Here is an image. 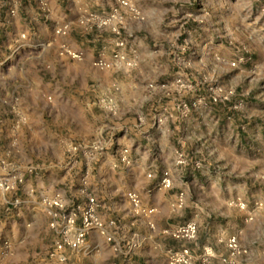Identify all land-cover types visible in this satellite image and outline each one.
<instances>
[{
	"label": "crops",
	"instance_id": "obj_1",
	"mask_svg": "<svg viewBox=\"0 0 264 264\" xmlns=\"http://www.w3.org/2000/svg\"><path fill=\"white\" fill-rule=\"evenodd\" d=\"M49 3L47 12L41 9L39 0H21L20 11L12 14L9 2L0 0V49L6 44H15L14 51L20 52L23 47H31L34 41L43 37L49 41L47 46L50 50V55L42 59L50 68L49 76L39 74L35 68L8 72L0 66V94L21 95L22 101H26V104L22 102L23 109H29V122L25 127L30 132L26 140L31 143L32 152L19 158L9 153L0 154V174L11 171L13 165L26 173V179L17 189L0 193V239L9 238L12 242L11 252L0 256V264H158L160 256H166L168 261L171 248L185 246L192 249L199 264V255L206 245H212L218 255L229 254L227 241L232 236L237 237L241 246L242 252L238 255L241 263L264 264V215L259 214L250 221L248 216L254 214L244 210L232 213L229 202L220 209L215 206L209 211H205L197 202L194 203L195 214L177 222L178 211L173 206L179 204L180 194L183 193L187 207L190 183L182 181L176 189L175 184L166 189L156 188L166 172V167L161 166L156 158L160 150L157 145L161 143L156 113H150L151 116L144 120L134 110L136 100H133L141 94V90L146 89L142 82L146 78L143 63L152 62V56L151 61L145 59L143 54L139 55L133 67H113L112 71L132 75L131 88L117 79L106 81L101 76L99 80L93 79L91 70L95 67L93 61L96 56H87V44L83 38L86 32L73 14H105V11L88 10L86 2L84 5L82 3V7L73 0H49ZM66 22L70 24L69 33L56 34L55 27ZM106 39L99 34V42L97 38L90 40L94 45L99 43L97 58L112 60L117 52L131 57L133 48L137 47L131 41L118 46L117 38ZM62 42L82 50L85 58L74 59L70 55L60 54ZM104 49L111 53L110 58L101 54ZM25 57L24 54L18 59V67H23L22 64L30 58ZM9 58V55L0 54V64ZM116 74L120 75L119 72ZM162 74L160 78L167 80V76L163 77ZM115 82L120 84L122 105L119 115H110L99 104L98 98L104 92L116 95ZM45 93L54 96L53 103H40ZM163 104L167 105V101ZM37 108L46 110V123L40 117L38 120L32 117L33 112L30 111ZM172 108L177 114L176 105ZM146 132L149 134L146 135ZM98 134L106 139V149L93 158L79 152V163L73 171H64L51 160L50 157L62 156L54 146L57 141L86 142ZM155 139L156 143L153 141ZM42 146L44 150H41ZM123 147L128 149L131 162L122 160ZM65 152L62 160L68 161L72 155L68 150ZM42 155L35 161V157ZM196 166L194 169L199 170V166ZM29 167H33V171H29ZM182 176L190 175L183 172ZM132 190L140 194L144 206L156 207L160 211L148 215L136 213L128 195ZM59 192L64 195L66 209L86 203L89 195L95 196L97 213L104 226L119 240L120 251H114L100 229L94 227L87 232L86 246L79 249L66 246L59 250L58 254L64 256V260L58 254L52 256L51 251L55 250V242L61 238V234L50 224L52 216L44 198L54 197ZM17 198L20 200L17 206L8 204L9 200ZM216 218L221 220L219 224L215 222ZM192 220L198 224V235L194 239H177L165 232L167 228ZM215 262L222 263L220 258Z\"/></svg>",
	"mask_w": 264,
	"mask_h": 264
},
{
	"label": "rangeland",
	"instance_id": "obj_2",
	"mask_svg": "<svg viewBox=\"0 0 264 264\" xmlns=\"http://www.w3.org/2000/svg\"><path fill=\"white\" fill-rule=\"evenodd\" d=\"M73 1L81 5L86 2L88 10L105 11L102 16L111 15L117 10L114 22L101 26L78 20L81 15L95 12L73 14L86 32L83 38L87 44V56H96L93 63L98 59L99 43L97 46L90 40L97 38L99 42V34H103L107 41L117 38L118 42L124 40L125 44L127 41L134 46L137 44L133 48V55H126L131 64L124 62L105 68L94 64L91 70L93 79L99 80V76L106 81L117 79L131 88L132 75L112 71L113 67H133L141 54L147 60H151L150 56L153 58L152 62L143 63L146 78L142 82L146 89L133 99L136 100L134 110L144 120L156 113L158 139L161 142L157 145L160 150L156 158L161 166L166 167L164 171L172 175L170 187L175 184L176 189L182 181L190 183L189 206H185L183 193L180 194L179 204L173 206L178 211L177 222L186 216H193L196 211L194 203L197 202L205 211L215 209V206L220 209L229 202L232 213L244 210L254 214L248 216L250 221L259 214L264 215V0H131L130 7L122 5L120 0ZM47 2L43 11L48 12L50 3L49 0ZM114 5L116 7L110 10ZM18 8L16 12L20 11ZM48 44L49 41L41 37L20 52L14 51L15 44H6L1 47L0 54L9 55L10 58L0 66L8 72L35 68L39 74L49 76L50 68L42 62L44 56L50 55ZM64 45L81 52L82 57L74 59L84 57L82 50L65 42L60 44V54L65 52ZM102 52L103 56L110 58L111 53L107 49ZM24 54L25 58H30L22 64L23 67H18L17 61ZM107 61L114 62L115 56ZM118 72L120 75L116 74ZM160 73H163V77L167 76V80H162ZM114 86L116 95L104 92L98 102L106 110L101 100L106 95L113 96L119 111L117 114L108 112L119 115L123 95L119 92L120 84L115 82ZM23 101L22 96L16 93L0 94V154L9 153L18 158L32 154L31 143L26 140L30 132L25 127L29 122V109H23ZM53 101L54 96L45 93L40 103ZM166 101L167 105H164ZM184 103L190 107L187 113L183 110ZM175 105L177 114L172 108ZM45 111L37 108L30 112H33V118L38 120L40 117L46 123L48 116ZM99 139H102L103 147L94 152L91 149L93 154L87 157H96L97 153L106 149L107 141L99 134L86 142ZM66 140L54 143L62 156L68 150V142L73 141ZM153 141L156 143L157 139ZM124 149L127 148L121 149L122 160L131 162L128 149L126 158H123ZM43 156L34 159L37 161ZM62 156L50 158L66 171L65 165L71 159L64 161ZM181 158L187 161L180 163ZM78 163L67 171H73ZM197 164L199 170L194 169ZM183 172L190 176H182ZM160 182L156 188L166 189L160 186ZM57 194L64 197L61 192ZM241 201L249 206L243 209L239 206ZM257 202L263 204L257 206ZM215 222L219 224L221 220L216 218ZM104 238L114 251H120L115 247L118 239L115 242ZM165 257L160 256L158 264H171Z\"/></svg>",
	"mask_w": 264,
	"mask_h": 264
},
{
	"label": "built area",
	"instance_id": "obj_3",
	"mask_svg": "<svg viewBox=\"0 0 264 264\" xmlns=\"http://www.w3.org/2000/svg\"><path fill=\"white\" fill-rule=\"evenodd\" d=\"M10 7V12L12 14L16 13V9L19 7L21 0H7ZM121 4L124 6H131V0H120ZM41 9H45L48 2L47 0H39ZM117 10L111 15L102 16L101 14L90 13L88 15H81L78 20L82 23H95L99 26L105 24H111L115 20ZM94 24V25H95ZM70 29L69 23H62L55 27V31L59 34H67ZM119 46H124L125 41L118 42ZM63 49L68 55L73 58H81L82 54L79 51L72 49L68 45H64ZM115 61H107L106 59L100 57L95 60L94 64L100 68H105L114 64H123L132 62L128 60L126 54L117 52L114 54ZM180 81V79H179ZM101 104L112 114H117L119 111L117 100L111 96L106 95L102 100ZM184 113L190 110L187 103L183 104ZM103 147L102 139L99 141L90 142H80L76 143L74 141L68 142V151L71 153V160L65 165L66 169H72L79 161L78 153L82 152L87 156H92L93 152L99 150ZM91 149L93 152L91 154ZM127 149H124L123 158H126ZM180 163H185L187 160L181 158ZM6 164V162L4 163ZM198 165V164H197ZM199 166V165H198ZM29 171H33V167H29ZM25 172L12 166L11 171L6 174H0V193H7L15 190L19 185L25 180ZM172 185V178L168 172H165L163 178L161 179L160 186L170 187ZM129 198L133 204L136 213L141 215H148L153 212H159L160 209L156 207H146L144 206L140 194L132 190L129 192ZM20 200L17 198L15 200H9L8 204L10 206H17ZM44 202L48 205L50 214L52 216L51 226L61 234V238L57 239L54 245V249L51 251V255L55 256L58 254L59 250L64 249L66 246L73 248H82L87 244V232L91 228L100 229L101 233L110 241L116 238L112 232H110L105 226L103 221L100 219L97 213V200L95 196L89 195V198L84 204H77L76 207L72 209H66V203L64 198L57 194L54 197H45ZM257 206H261L262 202H257ZM239 206L246 208L247 204L244 201L239 202ZM56 207L58 209H56ZM79 220L81 223H79ZM165 232L171 234L177 239H194L198 235V224L196 221H188L176 225L172 228L165 229ZM227 245L230 248L229 254L218 255L216 250L212 245H206L203 248L202 253L199 255V264H216V259L220 258L221 264H243L239 261L238 255L242 252L241 246L236 236H232L228 239ZM134 246V245H133ZM116 249L120 247V243L116 242ZM12 250V242L9 238L0 239V256L9 254ZM59 255V254H58ZM63 260L64 256L59 255ZM168 259L171 264H197L196 256L192 249L188 246L182 248H171L168 252Z\"/></svg>",
	"mask_w": 264,
	"mask_h": 264
}]
</instances>
